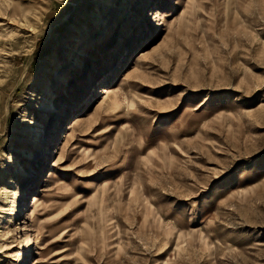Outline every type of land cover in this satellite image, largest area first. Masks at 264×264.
<instances>
[{
    "label": "rangeland",
    "instance_id": "obj_1",
    "mask_svg": "<svg viewBox=\"0 0 264 264\" xmlns=\"http://www.w3.org/2000/svg\"><path fill=\"white\" fill-rule=\"evenodd\" d=\"M0 264H264V0H0Z\"/></svg>",
    "mask_w": 264,
    "mask_h": 264
},
{
    "label": "bare ground",
    "instance_id": "obj_2",
    "mask_svg": "<svg viewBox=\"0 0 264 264\" xmlns=\"http://www.w3.org/2000/svg\"><path fill=\"white\" fill-rule=\"evenodd\" d=\"M153 14H156V16H154V17H157V15H159L157 10H155ZM100 89L102 90L100 95L101 96L103 95L105 97L110 96L115 91V90L112 89V87H107V88L103 87V88H100ZM31 198H32V205L36 206L37 203H38V199L34 195H32Z\"/></svg>",
    "mask_w": 264,
    "mask_h": 264
}]
</instances>
